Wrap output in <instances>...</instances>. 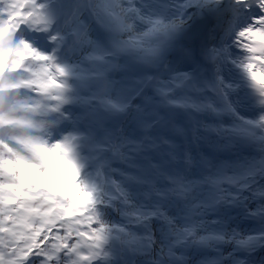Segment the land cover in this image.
I'll return each instance as SVG.
<instances>
[{"label":"snow or ice","instance_id":"6c2138e0","mask_svg":"<svg viewBox=\"0 0 264 264\" xmlns=\"http://www.w3.org/2000/svg\"><path fill=\"white\" fill-rule=\"evenodd\" d=\"M0 264H264V0H0Z\"/></svg>","mask_w":264,"mask_h":264}]
</instances>
